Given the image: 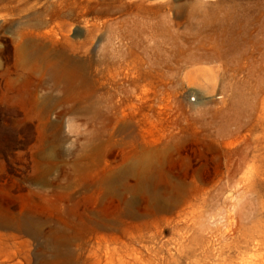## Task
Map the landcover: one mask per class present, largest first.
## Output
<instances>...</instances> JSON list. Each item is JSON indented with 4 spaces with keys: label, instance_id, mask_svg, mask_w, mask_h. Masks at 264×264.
<instances>
[{
    "label": "rangeland",
    "instance_id": "374dc122",
    "mask_svg": "<svg viewBox=\"0 0 264 264\" xmlns=\"http://www.w3.org/2000/svg\"><path fill=\"white\" fill-rule=\"evenodd\" d=\"M0 214L77 263L264 264V0H0Z\"/></svg>",
    "mask_w": 264,
    "mask_h": 264
},
{
    "label": "bare ground",
    "instance_id": "6f19581e",
    "mask_svg": "<svg viewBox=\"0 0 264 264\" xmlns=\"http://www.w3.org/2000/svg\"><path fill=\"white\" fill-rule=\"evenodd\" d=\"M32 54L33 52H30L27 55ZM93 110L95 111V109ZM157 154L159 157V148ZM152 156L157 158L155 155ZM145 159L144 155H139L137 159L139 167H143ZM151 159L150 157L149 160ZM152 161L158 163V159H152ZM145 178L143 170H139L137 172L139 188H144ZM40 226L36 220L29 222L27 218L22 216L12 217L0 214V264H84L82 261L77 263L73 260L68 247L63 246L62 237L59 235L50 232L41 239ZM26 234H29L32 238L31 241L34 242L33 249L29 248L28 240L22 238ZM65 242L67 243V241ZM43 248L50 251L47 256L43 253Z\"/></svg>",
    "mask_w": 264,
    "mask_h": 264
}]
</instances>
